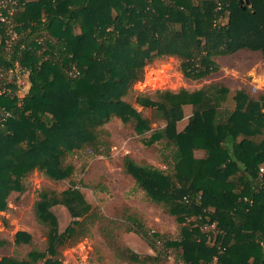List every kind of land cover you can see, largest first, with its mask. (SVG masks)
<instances>
[{"label": "trees", "instance_id": "16d2710c", "mask_svg": "<svg viewBox=\"0 0 264 264\" xmlns=\"http://www.w3.org/2000/svg\"><path fill=\"white\" fill-rule=\"evenodd\" d=\"M17 1L19 38L0 56V67L29 68L31 85L22 94L0 95L11 112L0 124V212L12 192L26 189L30 172L65 180L74 171L68 158L82 149L108 153L106 124L117 117L139 135L150 132L148 145L162 146L167 168L131 155L123 166L149 201L180 224L172 239L132 217L134 231L156 253L142 255L112 238L119 264H159L169 251L183 264H264V91H231L221 82L152 95L133 89L150 61L167 56L195 80L219 69V55L248 48L264 57V0ZM155 121L164 125L154 128ZM59 204L73 218L64 230L52 209ZM35 215L47 228L45 247L19 231L15 243L31 248L1 256L0 264H62L63 250L106 219L76 185L40 191Z\"/></svg>", "mask_w": 264, "mask_h": 264}, {"label": "rangeland", "instance_id": "374dc122", "mask_svg": "<svg viewBox=\"0 0 264 264\" xmlns=\"http://www.w3.org/2000/svg\"><path fill=\"white\" fill-rule=\"evenodd\" d=\"M219 69L201 80L189 79L180 67L177 57L167 56L150 61L145 66V76L137 82L134 91L153 94L158 89L177 91L181 88L197 90L208 83L221 82L231 91L245 88L255 93L264 91V57L261 52L248 48L240 49L230 55L216 57ZM30 76V75H29ZM28 76V77H29ZM19 85L25 92L31 82L29 78ZM136 95L127 99L144 114L153 117V111L143 108L135 101ZM192 106H186L184 118L179 121L178 129L182 130L188 122ZM164 125L163 121L153 122V127ZM109 130L110 150L93 152L88 148L80 151V157L68 158L74 165L70 178L54 180L42 171L34 170L25 179L26 189L12 192L8 197V208L0 212V238L6 243L0 245V258L5 254H24L31 246L17 245L15 234L27 231L32 235L33 245L41 248L47 242V228L35 215V203L43 189L62 192L76 185L96 211L105 215L104 222L97 223L90 233L80 242L62 252V264H119L109 242L125 244L142 255L156 252L134 230L136 224L132 217L144 224L146 229L158 232L172 239L180 236V224L176 218L163 207L149 201L145 191L135 179L125 173L124 157L131 155L136 161L147 162L159 168H167L162 154V146L158 143L148 145L147 134H137L133 127L114 117L106 124ZM202 156L203 151H196ZM59 219V226L64 230L72 221L69 210L62 204L52 207ZM131 228V229H130ZM207 228H214V225ZM130 229V230H129ZM161 247V242H159ZM159 264H183L176 252L169 251L161 255Z\"/></svg>", "mask_w": 264, "mask_h": 264}, {"label": "built area", "instance_id": "2783aa9c", "mask_svg": "<svg viewBox=\"0 0 264 264\" xmlns=\"http://www.w3.org/2000/svg\"><path fill=\"white\" fill-rule=\"evenodd\" d=\"M19 10L17 0H0V56L11 53L19 38V31L15 15ZM30 75V69L20 63L9 66L7 69L0 67V95L13 93H24L20 83ZM29 78V77H28ZM10 111L0 105V124L2 125L10 116ZM264 172V166L261 167Z\"/></svg>", "mask_w": 264, "mask_h": 264}, {"label": "water", "instance_id": "95a60500", "mask_svg": "<svg viewBox=\"0 0 264 264\" xmlns=\"http://www.w3.org/2000/svg\"><path fill=\"white\" fill-rule=\"evenodd\" d=\"M241 2L243 3V2H244V0H241ZM247 2H249V1L247 0Z\"/></svg>", "mask_w": 264, "mask_h": 264}]
</instances>
